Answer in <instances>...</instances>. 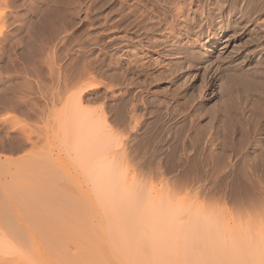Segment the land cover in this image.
<instances>
[{"label":"rangeland","instance_id":"1","mask_svg":"<svg viewBox=\"0 0 264 264\" xmlns=\"http://www.w3.org/2000/svg\"><path fill=\"white\" fill-rule=\"evenodd\" d=\"M10 3V9L18 11L22 20L0 21V156L6 155L12 162L10 167L8 162L0 166V187L8 193L7 187L20 186L17 191L27 194L16 191L18 195H9L7 199L14 200L0 204V219L3 224L6 217L14 218L13 223L24 222L33 242L22 248L21 254L0 252V264H60L56 257L61 252H70H64L68 239H63L67 240L66 246L64 242L59 245L58 236L56 242L59 222L55 218L59 214H67L68 223H84L77 224L80 228L77 233L72 225L71 231L76 235L69 240L86 237L85 216L92 206L76 195L61 209L58 207L60 196L63 198L61 192L59 196L55 192L59 197L56 198L46 185L49 181L60 182L59 170L48 172L43 166L47 154L58 151L60 145L58 133H48L51 130L43 122V94L48 87L55 86L54 79L62 67L81 62L78 55L86 52L91 33L104 22L116 25L117 21L118 33L129 35L130 40L121 41L106 53L96 49L99 54L93 71L99 81L117 83L115 86L120 89L101 86L95 95H87L86 104L99 107L103 103L107 124L117 135L109 140L111 146L120 144L124 132L136 134L131 148L134 154L121 172L133 171L143 199L145 196L152 201L157 199L155 202L162 207L167 202L179 206L177 213H182L178 220L183 215L186 221L191 217L196 221L198 217V223L195 222L198 227L205 221L199 228L206 229L203 230L207 235L198 230V236L204 235L199 237L215 239L219 235L220 239H228L229 242L221 239L225 247L232 246L227 253L264 254V0H12ZM18 22L21 24L17 25ZM166 22L169 26L165 30L162 28ZM142 24L143 30L146 25L152 26V30L146 27V32L139 30ZM200 32L197 37L201 44H190L189 37ZM3 33L8 42L4 41ZM206 34H210L209 44L205 43ZM244 75L255 78L253 88L242 84L243 78L241 82L234 81ZM232 107H238L237 111ZM131 113L135 120L130 123ZM65 162L69 167L86 168L79 157L67 158ZM84 170L60 179L70 188L91 189L93 184ZM19 196L25 199L20 200ZM1 220L0 231L4 233L10 227L6 229ZM213 229H218L219 234ZM211 240L213 244L218 242ZM225 247L223 250L228 249ZM201 249L199 245L194 253L205 254Z\"/></svg>","mask_w":264,"mask_h":264},{"label":"bare ground","instance_id":"2","mask_svg":"<svg viewBox=\"0 0 264 264\" xmlns=\"http://www.w3.org/2000/svg\"><path fill=\"white\" fill-rule=\"evenodd\" d=\"M10 1L12 0H0V21L1 20L9 21L10 20L9 18H12L13 20L15 19L16 21L22 20L20 18L21 16H19L18 14L19 13L18 11L15 12L10 9L11 7ZM16 24L18 25L21 23L18 22ZM116 25L114 24L107 25V22H104L103 25L99 26L98 28L99 30L91 34L89 33L90 35L87 37V40L89 39V41L87 42L88 48L86 52L83 51L80 53V55H78V60L80 59L81 62L74 63L73 65L68 67L69 69L67 67L65 68L61 66L62 68L59 70L57 77L54 79L55 86H50L46 90L44 89L45 90L43 94L44 109L42 108L43 111H41L44 113L42 114V116L44 115L43 117H45L43 118L45 120V121L43 120V122H45V127H47L48 130H51L48 133L51 134L54 131L58 133L57 134L58 141H59L58 143L60 145V148L58 149V151L49 153L47 154V156L45 155L46 157L43 161L44 162L43 166L47 169L46 171L52 170L53 172V170H59L57 172H59L60 174L58 173L57 174L59 175L60 182L57 180L58 179V175H57L56 177L57 179H54V180H57L58 183L56 182H55L56 184L50 183L49 181V184L48 183L47 184L45 183V184L48 185V188L52 189V190L51 189L49 190L54 192V194L55 192H57L56 194L58 196L62 194V197H63L62 199H61V196L59 198L55 194L56 198H59L60 200H62L58 202L59 203L58 207L59 208L61 207V209L63 207H66L67 205L66 202L70 197H75L76 195H78L79 198L81 197L83 200H85L87 202L86 205L89 204L92 206V209L89 210L87 212V215L85 216V219L88 221V224L89 223L90 224H89V227H88V224L85 225L87 226L88 230L85 234L86 237H84V239L80 237L72 241L71 239L69 240V238L71 237L73 239L75 237L74 235H76L75 233L79 231L77 228H79L78 226L81 224L80 222L76 221L77 222L76 223L72 221L73 224L75 225L72 228L73 224H71V221L70 223H68L69 217L67 214L63 213V214H59L58 216H56L55 219H58L57 221L59 222L58 223L59 228L57 229L56 239H57V236H58V239L59 238L61 239V237H63L61 239V242H60V239H59V242H58V239L56 242L60 243L59 245H61V243L64 242L63 241L64 237L68 239V241L66 240L67 246L65 245L66 241L63 243L67 247L66 250L65 251L63 250V248L65 249V247H63L64 245H62L61 249L64 252H70V254H66V253L63 254V252H61L62 254L58 255L59 257H56V262L58 263V261H60V264H264V254H244V253L243 254H235V253L233 254V253H230L229 251L227 253L226 251L229 250V248L230 249L232 248V246L229 247L227 245L226 246L228 247V249L226 250L224 249L225 250L224 252L223 248L225 247L224 245L226 243H224L223 241L227 242L228 241L227 238H226L227 241L223 240L222 238L221 239L223 241H221V239L219 238V235H217L218 237H216L215 239L213 237L210 238V236H209V239L207 237H199L202 233H205L206 231V229L204 228L203 229L205 231L202 228L201 229L199 228L202 224H205V221H203L202 224H200L201 223L200 222L199 223L200 226L198 227L197 226V223H198L197 220H199L198 217L196 220L197 223L195 224L196 222L195 218L191 217L190 220L186 221L183 219V217H185L183 214H181L183 215V217L182 219H179L180 220L179 221L178 220V218L180 217L179 213H182V212L177 213V211L179 210L178 208L179 206L177 207L174 204L167 202L168 204L166 203V205L162 207V205H160V202L159 203L155 202L157 201V199L155 201L154 200L152 201V198L150 199V197H146V196H145L146 198L144 197L143 199L142 195L141 197L139 196L140 194H142L141 193L142 190H141L140 184L135 181L134 176L132 175L133 171L131 172V174L126 173V171L121 172L122 167L127 168L128 166L127 161L130 159V157H132V154H134L133 152H131V148H132V143H133L134 138L136 139L137 137L136 134L130 133V131H128L129 133L124 132L122 133V135H120L121 137H123V138L121 137L119 138L120 144H116V145L113 144L111 146V144H109L110 143L109 140L112 139V137L115 138L117 135L115 133L116 131L111 130L107 124L108 117H106L107 114L105 112L106 110H104L105 107H103V103H101V106L99 107H90L89 105L86 104V102L89 101V97H87V95H90V94L95 95L97 90L101 86H104V87L106 86L107 88L112 89L115 86V84H117V83L111 84V83H106L104 81H99L100 79L99 80L97 79L98 75L94 73L93 71V69H95L94 65L97 63L96 60L99 54V53H95L96 49L106 53L108 52V50L109 51L112 50L114 46L120 43L121 41L130 40L129 35H126L125 33H118L119 25L118 26ZM148 25L150 24L148 23ZM168 26L169 25L166 22V24H164V27L162 29L166 30L168 29L167 28ZM145 27L143 30V24H142V26L138 27V29L142 28L141 30L143 32H146V30L148 31L152 30L151 28L152 26L146 27V30H145ZM157 28L160 29V27L158 26ZM220 28H222V25ZM63 31L64 30L62 29V32ZM132 31L133 30H131V32ZM8 32L10 33V31ZM201 34L202 32L198 34L193 33V36H190V37L188 36L189 43L194 44V46L196 44L198 46V43L201 44L200 43L201 40L200 38H198L200 37ZM209 35L210 34L208 35L206 34L204 37V39H206L205 40L206 44H209L210 42ZM2 36L4 38V36L6 35L3 33ZM8 37H7V40H8ZM134 37L132 38V40H134ZM5 39L6 38H4V41H6ZM139 39L137 41L139 42V44H141L140 42L142 41ZM213 39L215 40V38ZM61 40H63V38ZM202 46H203V43H202ZM1 49L3 50L5 48L3 47ZM85 53H87L86 54L87 58H85L86 57ZM114 58H112V60L115 61ZM117 59L118 57H116V60ZM132 60L131 62L134 63L135 59L133 60L134 62ZM110 61H111V58H110ZM112 65H116V64H112ZM108 67L109 66H107V68ZM121 76L122 75H120V77ZM245 76L246 75H244V77L240 76L241 79L239 78L238 79L239 81L235 79V77L237 78L239 76H235L234 81L241 82L243 78L242 84L248 87L249 86L251 87V85H255V83H257L255 81V78H253L252 76H247V77ZM111 81L113 82V79ZM236 84H239V83H236ZM51 87H54V88H51ZM116 87L118 86H115V88ZM118 89L120 88L118 87ZM254 89L256 90V88ZM113 90H111L112 93H114ZM119 97L123 99V96H119ZM235 97L236 96H234V98ZM237 98L239 99V97ZM8 99H10V101L13 100V99L11 100V98H8ZM91 99H94V98L91 97ZM10 101H8L9 104L10 103L12 104V102ZM235 101L237 102L236 98H235ZM130 107H132V105ZM235 108L232 107L233 111ZM237 109L238 107L236 108L235 111H237ZM239 111L237 113H239ZM134 112H135V109H134ZM52 115H53V118H52ZM135 115L138 116L137 114ZM130 116L131 117H129V119L130 118L131 119L129 122L131 123V121L135 120V118L132 113L130 114ZM112 119L117 120L115 117L114 118L112 117ZM245 119L246 118H244V120ZM41 121H42V118L40 122ZM137 142H139V140H137ZM75 157L76 158L79 157L82 159V162L86 165L85 170H84L85 166L69 167L68 164L65 162L67 158L71 159ZM97 159H99L100 161L97 162L96 161ZM9 160L10 158L8 156L1 155L0 156V166H2V164L6 165V163L8 162L9 167H10L12 162L10 163ZM21 161H23V159H21ZM93 161H96L95 164L92 163ZM4 167L6 168V166ZM7 169L8 168H6V170ZM13 170L15 171L14 168ZM83 170L85 174L90 177V180L93 184V187L91 189L81 188V187L76 188V189L70 188L66 186L65 182L61 181L62 179L64 180L65 177L66 178L72 177L75 174ZM5 173H7V171ZM12 177L14 176H11V178ZM60 177H62V179H60ZM23 178L24 177H22V179ZM18 181H15V183ZM9 183H12V182H9ZM24 183L21 182V184H24ZM0 185H1V182H0ZM10 187L12 188L7 187L8 193H6L7 190H5L6 191L5 192L1 190V187H0V204H2V202H4L3 204H5L9 200H12L13 198L9 200L7 199L9 195L11 196L16 195L17 193L19 194L20 192L22 193V195L25 194V196L27 194L26 191H20V190L17 191L18 189H20V186L18 187V189L13 188V185H11ZM23 189H25V186ZM16 191L17 193L15 194ZM58 192H61V194H58ZM20 197L21 196H19V199ZM23 198L25 199V197ZM24 199H20V200H24ZM19 201L18 203L20 204L21 202ZM33 202H35V200H33ZM61 202H64L65 204L64 203L63 204L65 206L63 204H60ZM154 202L155 204L157 203L156 205L159 204L160 206L159 205L156 206ZM22 205H23L22 207H24V204ZM153 206L157 207L156 209L157 211L156 210L154 211L155 207ZM30 208L34 209L33 207H30ZM20 210H22V208ZM25 211L26 209L24 210V212ZM24 212L22 211L21 215H23ZM42 214L43 213H41V215ZM8 215H11V214H8ZM187 217L190 218V216H187ZM6 218H7V221L5 220L4 221L7 226L2 223V220H1L2 218L0 219L1 223L2 225H4V227L6 226V229L7 227H10V229L8 228L9 229L8 231L3 230L5 231L4 233L0 231L1 232L0 233V252L6 253V254H16L18 252L20 253L21 251L23 252L22 248H24L25 246L33 242L32 235L28 234L26 227L24 225V222L22 224L21 223L18 224V222L13 223L14 218L13 219L8 218V217ZM192 218L194 219V222H192L193 221ZM185 219H188V218H185ZM25 220L27 219L25 218ZM182 220L184 221L182 222ZM87 221L85 223H87ZM200 221L202 220L200 219ZM78 223L79 225H77ZM12 224L14 225V227H12ZM83 224L84 223H82L81 226H83ZM71 228L73 231H75L74 229L76 228L77 229L76 232L73 233V231H71ZM198 230L199 231L202 230V233L199 234V236L196 234L197 232H199ZM217 230H214V231L216 232ZM65 232L71 233L73 236L72 235L70 236V234L68 235L69 237L65 236L67 235ZM216 233L219 234L218 231ZM205 234L207 235V233ZM201 236H204V235H201ZM210 239H213V241L217 240L218 241V242L216 241L217 244L215 243L213 244L212 240L210 241ZM199 245L202 249H204L203 251L205 252V254H197L196 252L194 253V250H196V248L199 247ZM245 247H247V245H245ZM58 248H60V246ZM236 250H238V248ZM58 254H60V252ZM57 258L58 259L60 258V259L58 260Z\"/></svg>","mask_w":264,"mask_h":264}]
</instances>
